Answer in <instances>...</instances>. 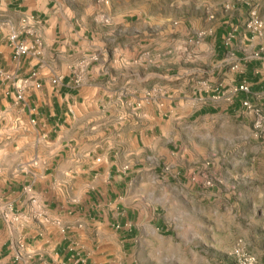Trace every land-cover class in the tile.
<instances>
[{
    "label": "crops",
    "instance_id": "0c3cea01",
    "mask_svg": "<svg viewBox=\"0 0 264 264\" xmlns=\"http://www.w3.org/2000/svg\"><path fill=\"white\" fill-rule=\"evenodd\" d=\"M111 11L0 0V264H233L232 252L213 261L226 248L212 194L189 175L216 140L234 173L264 151V26L219 23L180 70L162 62L159 28L154 53L135 54L147 30L128 17L140 10Z\"/></svg>",
    "mask_w": 264,
    "mask_h": 264
},
{
    "label": "rangeland",
    "instance_id": "374dc122",
    "mask_svg": "<svg viewBox=\"0 0 264 264\" xmlns=\"http://www.w3.org/2000/svg\"><path fill=\"white\" fill-rule=\"evenodd\" d=\"M120 1L103 0V5L112 9V20L116 21L121 17L118 8L121 5L120 13L126 9H129V12L140 10L138 18L129 15L128 21L133 28L147 30L146 37H142L147 38L146 43L144 40L137 42L140 45L138 44L135 54L139 50H142L141 54L154 53V46H149L148 38L153 37L150 29L159 28L160 32L156 36L161 38L162 48L159 50V56L167 67L178 62L180 70L184 65L200 60L196 57L202 55L204 49L197 48L214 34L219 23H242L243 20L244 26L247 27L251 14L255 13L264 26V0H126L119 5ZM135 44L134 38L129 40L130 46ZM198 68L203 70L204 67ZM81 74L82 71L78 76L82 77ZM216 137H219V134ZM257 140L262 141L260 137ZM247 142L244 140L242 145L254 144ZM210 146L211 162L204 170L192 172L189 179L198 182L204 191H210L212 194L208 208L217 229L218 240L226 248L221 250V254L218 250L212 251L213 261H222L226 256H230L238 244L260 260H264V151L260 149L257 153L259 158L254 160L250 157L244 158V165L247 166L234 173L233 170H224L219 162L216 151L221 147L220 141L216 140ZM195 154L191 161L203 162L202 156L198 162V156ZM167 167L166 165L164 168Z\"/></svg>",
    "mask_w": 264,
    "mask_h": 264
},
{
    "label": "built area",
    "instance_id": "2783aa9c",
    "mask_svg": "<svg viewBox=\"0 0 264 264\" xmlns=\"http://www.w3.org/2000/svg\"><path fill=\"white\" fill-rule=\"evenodd\" d=\"M262 27H263V24L260 18L258 17V15L255 13H252L249 19V22L247 23V28L251 31L256 32V31H260ZM25 51H26V46L23 43H18L15 45V49H14L15 55H20L21 53H24ZM57 80L58 78L53 79L52 82L55 83ZM80 80H81V77L78 76L76 78V81L80 82ZM34 85L35 87H38V88L40 87V83L37 81H34ZM238 90L242 92H248L249 86L247 83L244 82L238 87ZM18 97L22 98V94H19ZM243 105L248 109L254 110V107L251 105V103L247 99L243 100ZM258 115H259V118L255 122L256 130L259 136L264 137V113L258 112ZM232 254L234 256L233 264H264V260H260L258 257H256L254 254L245 250L239 244L235 246Z\"/></svg>",
    "mask_w": 264,
    "mask_h": 264
}]
</instances>
